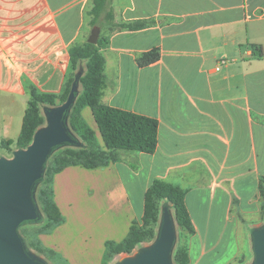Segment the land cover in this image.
<instances>
[{"label": "crops", "instance_id": "obj_1", "mask_svg": "<svg viewBox=\"0 0 264 264\" xmlns=\"http://www.w3.org/2000/svg\"><path fill=\"white\" fill-rule=\"evenodd\" d=\"M91 6L92 0H0V146L20 136L32 87L64 93L73 73L70 47L87 42L93 29ZM112 9L115 24H146L101 29L109 40L102 100L156 119L157 149L56 173L54 201L64 222L38 233L35 243L53 264H110L106 244L121 243L142 223L145 194L160 179L187 191L195 228L189 264L249 257L247 221L262 211L264 177V56L252 50L264 52V0H112ZM154 49L160 59L140 66L138 58ZM82 116L94 120L88 107Z\"/></svg>", "mask_w": 264, "mask_h": 264}, {"label": "trees", "instance_id": "obj_2", "mask_svg": "<svg viewBox=\"0 0 264 264\" xmlns=\"http://www.w3.org/2000/svg\"><path fill=\"white\" fill-rule=\"evenodd\" d=\"M90 26H116L119 29L137 30L145 22L114 23L112 0H92ZM102 28V27H101ZM109 40L101 35L97 44L85 42L70 47V62L72 76L66 84L61 96L41 94L35 88L30 89L31 99L26 110L23 127L16 141L3 142L2 147L10 149L16 145L17 149L27 148L33 141L36 131L45 125L46 119L41 112L44 106H56L58 101L64 103L75 81L81 86L76 103L69 114V126L76 137L75 145H66L54 149L47 162V171L40 180L42 187L38 190L37 198L41 207L42 217L35 222L26 224H40V232L50 231L62 224L64 218L54 201L52 179L56 173L68 166L80 165L88 169L107 166L119 161L121 152H142L153 154L158 145L159 124L156 119L133 112L113 108L103 102L106 86V59L102 51L108 46ZM253 55L262 58L264 52L259 46H252ZM160 59V52L154 49L138 58L140 66H148ZM59 104V105H60ZM88 107L93 115L97 131L84 120L82 110ZM53 161L51 162V159ZM136 170L137 165H132ZM260 197L264 212V177L260 178ZM187 191L164 180H155L145 194V212L141 224L135 223L128 236L121 243L108 242L106 244V262L114 260L116 256L130 254L140 248L143 243L150 242L157 237L162 209L168 207L174 213L179 227L191 235L195 228L187 209L185 198ZM37 252L47 258L48 252L34 243ZM176 264H189L187 250L180 248L174 253Z\"/></svg>", "mask_w": 264, "mask_h": 264}, {"label": "water", "instance_id": "obj_3", "mask_svg": "<svg viewBox=\"0 0 264 264\" xmlns=\"http://www.w3.org/2000/svg\"><path fill=\"white\" fill-rule=\"evenodd\" d=\"M100 36L101 28L95 26L87 42L97 44ZM80 91L75 81L64 103L44 108L46 123L36 131L31 144L15 150L11 158H0V264H49L27 246L19 230L24 223L42 217L36 190L46 174V165L54 149L76 144L69 126V114ZM251 237L254 252L251 264H264V224L254 228ZM176 241L174 213L164 207L155 240L121 257L116 264H175Z\"/></svg>", "mask_w": 264, "mask_h": 264}, {"label": "rangeland", "instance_id": "obj_4", "mask_svg": "<svg viewBox=\"0 0 264 264\" xmlns=\"http://www.w3.org/2000/svg\"><path fill=\"white\" fill-rule=\"evenodd\" d=\"M100 27L102 30H104L106 28V26L104 25V23L102 22H99ZM106 33V31H105ZM80 90H81V86H80ZM58 105L60 104V101H58L57 103ZM47 107V106H44L42 109H41V112L42 114H44V108ZM50 107V106H48ZM89 111V110H88ZM85 118V117H84ZM85 121L91 126V128H93V130L97 131V127L95 125V122L94 120H91L89 121L88 119L85 118ZM17 150V147L16 145L12 146L10 149H7V148H4L2 146H0V158L1 157H8V158H11L13 157V153L14 151ZM54 158L51 159V162L53 161ZM42 187V185H38V188L36 190V197H37V193H38V190ZM37 201H38V198H37ZM39 204V202H38ZM40 207V205H39ZM41 209V207H40ZM247 224L250 226V228L254 229V228H257V227H261L263 224H264V212H263V209L261 211L260 214L258 215H255L253 217H250L249 220L247 221ZM40 224H26L24 226H21L20 228V233L21 235L23 236V238L25 239L26 241V244L27 246L32 250L34 251L35 253H37L38 255L42 256L43 258H45V256L43 254H41L40 252H37L35 247H34V243H35V239H36V236L38 234V232L40 231ZM176 228H177V241H176V245H175V251L174 253L176 252V250L180 249V248H185L188 252V241L190 239V235L187 234L186 231L182 230L178 223L176 222ZM240 237H241V245H242V250L244 252V254H248V251L246 252V250L249 249V240L247 238L246 240V230H241V233H240ZM155 240V239H154ZM154 240L150 241V242H146V243H143V245H149L151 244ZM250 242H251V247H252V240L250 239ZM137 249H135L132 253H134ZM252 252H253V247H252ZM251 252V255L249 257L246 258H243L242 260H239L237 259L235 261L234 264H251L254 260V252L252 253ZM128 254H122V255H119L117 256V258H115V260L113 261H109L110 264H116L117 261L121 258V257H124V256H127ZM46 259V258H45ZM47 260V259H46ZM48 261V260H47ZM49 262V261H48ZM57 264H63L62 262H56ZM174 263L176 264L175 260H174ZM49 264H53L52 262H49ZM66 264V263H65Z\"/></svg>", "mask_w": 264, "mask_h": 264}, {"label": "built area", "instance_id": "obj_5", "mask_svg": "<svg viewBox=\"0 0 264 264\" xmlns=\"http://www.w3.org/2000/svg\"><path fill=\"white\" fill-rule=\"evenodd\" d=\"M221 64H222V65L226 64V61H225V60H222V61H221ZM217 70H219V68H217Z\"/></svg>", "mask_w": 264, "mask_h": 264}]
</instances>
